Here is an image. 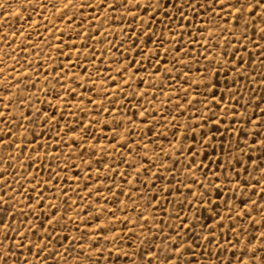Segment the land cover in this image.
<instances>
[{
  "label": "snow or ice",
  "instance_id": "snow-or-ice-1",
  "mask_svg": "<svg viewBox=\"0 0 264 264\" xmlns=\"http://www.w3.org/2000/svg\"><path fill=\"white\" fill-rule=\"evenodd\" d=\"M12 2L13 0H7V2L0 0V45L10 50L8 55L13 60V64L0 68V75L11 77L0 90L8 92L11 84L17 91L12 96L0 97V108L3 109L0 111V122L7 121L4 127L0 128V133H2L0 134V145L9 148L16 147L20 154L24 155L29 144L36 142V146L31 151L37 152V156L35 159L30 155L28 156L30 161L28 167L34 168L36 162L41 161L40 167L42 168L44 157H48L50 163L49 175L43 180L37 179L35 172L25 171L17 175V167L24 168V165L19 161V156L9 155L7 167L0 168V205H2L0 207V264H47L49 258H51V264H60V262L63 264H100V257H104L105 264H137V262L139 264H201L198 261L197 252L200 256L205 257L203 264H264V108L261 107L264 105V71L260 72L259 84L257 85L262 89L260 95H257L255 88L245 89L244 84H241V80H243L246 84L252 85L247 64L255 65L258 63L261 68H264V43H262L264 42V0H204L203 3L200 0H95V3H92L91 0H83L78 5L74 4L73 0H67L66 3L64 0H27L26 6H24V0H20L25 12L28 11L29 7L33 13L36 12L37 8L41 9V18L45 21H48V17L43 16V12L49 11L50 8L55 10V20H68L72 34L82 41L81 47L78 48L75 42L66 44L60 40V45L53 51L68 57L71 53L64 52V48L76 49L77 59L72 64L77 68L82 67L85 73L89 71L88 63L85 62L91 63L97 59V44L101 42L92 35L90 30L85 29V20L88 21L89 29H91L97 20H100L101 26H103L109 22V19H111V23L122 24L129 16L131 17L127 31L121 29L123 35L119 37V42L113 44L109 40L110 47L104 49L105 52L114 55L112 49L115 48L116 52L121 54L124 63L115 69L116 77L107 72L102 74L97 65V79H101V75H103L98 90L95 82L91 80V76L85 78L80 73H75L69 77L68 73L63 71L65 66L57 63L52 68V72L55 74L53 78L59 87L52 85L50 88L51 94L57 99V104L39 99L35 93H30L28 96L24 95L25 88H36L33 75L38 80L39 71L28 60H25V63L21 65L20 60L12 56L11 52L20 50L25 54L34 53L37 57L41 53L39 51L40 46L28 39V35L23 32L22 26L17 22L24 20V17L20 15L19 8L15 13H11L17 17V20L9 19ZM77 7L80 13H83L85 9H92L94 15L92 17L81 15L76 28L73 29L71 25L76 22V16H68L67 13L70 8ZM121 8L125 10L123 17L116 15ZM101 9H106L111 14V18L104 16L101 19ZM130 9H134V11H130ZM141 12L146 16H140ZM204 17L208 18V23L207 25L201 23L199 27L195 28V31L200 33V39L195 40L192 35L194 22L198 18L202 21ZM27 19L31 20V14L28 15ZM137 20H139L138 25ZM157 23L161 25L159 29L152 26ZM48 24L44 26L45 33L54 36L53 29H55L60 32L61 37L65 35V30L60 29L54 21H48ZM30 27L39 28L40 22H33ZM137 27L139 28V35L134 30ZM177 29H180L179 39H177ZM95 32L100 33L103 38H107V32H101V27H96ZM165 32L168 33L167 37L164 35ZM205 32H207V36L204 35ZM37 35H39L38 32ZM21 36H23V40L17 43ZM217 36L224 39L225 45L228 46L226 49L222 48L220 59L212 55L216 47H220L219 41L213 43ZM89 40L92 43H88ZM125 41H128L127 46ZM233 41L236 43L233 44ZM149 42L153 47L145 52ZM166 43L171 44L172 47L170 49L165 48ZM44 44L46 47H52L47 40L44 41ZM249 45H252L251 50H249ZM129 47L141 57L140 60L132 59L129 62L128 56L124 55ZM161 48L164 49L163 57L166 63L160 58ZM201 48L204 49L203 52H200ZM81 49H83V53ZM88 49L92 51L89 52ZM2 50L3 48L0 47V51ZM170 51L172 52L171 58H169ZM244 53L248 55L247 61L244 60ZM182 56L190 59H182ZM99 59L104 60L103 53ZM144 61L148 62L153 71H148L144 66ZM201 61L206 63L201 65ZM193 63L197 65L195 77L192 75ZM168 64H171L172 67L169 68ZM177 64L180 65L179 69L176 68ZM18 65L19 69L17 68ZM134 65H139L136 68L137 73L141 71L147 73L148 81H145L143 77L135 76V73L125 78L124 74ZM108 67L110 68L111 65ZM201 67H203V71H201ZM185 69L187 70L185 71ZM241 69L244 71L242 72ZM252 72H256L255 66H253ZM13 73H15L14 76ZM222 73L224 76L223 87L228 90L229 101L234 100L239 106L238 108L232 107L231 104L226 103L223 109L224 115L230 123L236 121L241 134L250 138L252 143H249V139L241 141L238 137L235 147L228 151H225L224 145L221 144V156L224 158V163L220 162L219 157L215 161L217 168L221 171H213L211 177L205 171V179L200 180L195 173L201 171L204 165L203 162L197 163L196 157L199 153L194 149L201 141L207 143L216 139V136L211 134V128L204 131L199 122H194L195 127L187 123L183 125L174 123L172 136L176 138V132L180 131L182 127L183 131L180 132L182 139L180 143L175 145L169 141V147L178 156L186 153L192 158L190 163L181 165V168L187 169L186 177H191V184L184 185L188 189L184 200L189 201V208L193 207L191 199L199 201L195 205L197 211L201 208L207 210L209 219L213 223L206 228L207 220L201 222L200 216L195 213L191 218L187 214L181 216L179 213L175 215L167 213L157 195L145 197L143 192L136 199H146L147 204L153 206L154 210L159 208L165 216L178 221L174 228L166 224L163 218L159 222L153 219L149 225V217L143 212L138 213L136 219L133 220L127 215L129 209L127 202H124V206L121 207L117 203V199L112 201L113 204L117 205L113 210L93 208L90 202L92 196L95 194L97 200L101 197L98 194L99 189L90 188L89 183L95 185L98 182L111 192V188L104 184V181L111 180L112 185L117 189V193H114L113 196L124 194L131 197L134 181H139V184L144 188L151 187L155 192L157 181H163L166 178L161 174L162 168L166 169L168 175L175 179V174L180 171L177 169L178 159H172L170 153L165 151L163 144H158L156 147L160 149L159 155L163 156L164 159L159 162L150 160L148 157L149 150L153 152V155H158L155 149L149 148L150 144H155V140L142 134L139 125L136 124V118H140L142 123L146 122L145 127H147L148 132H152L156 124L167 123L168 117H173L175 121L180 116H184L189 109L195 106L194 101H197L199 96H203L204 100L211 96V104L219 109L221 107L220 101H224L223 92L217 97ZM229 73H233L230 77V83L236 86L234 88H229ZM133 77H135L137 84H147L148 88L154 89L151 93L152 100L147 99L150 95L148 91L124 92L125 88H131ZM69 78L77 84V87L85 89L83 94L77 93L76 89L71 86L65 88ZM169 81L171 84L168 83ZM181 81L182 86L178 93L170 95L163 91L164 85H167L171 92V89L181 84ZM44 83L45 85L49 84L47 75L44 77ZM86 85L88 86L86 87ZM111 85L116 86L114 93L110 92ZM41 91L44 90L41 89ZM157 91L166 97L162 106L172 101L171 107L175 110V116L171 110L166 114L161 109H157L156 112L151 110L154 107L152 102L157 98L155 94ZM245 91L248 92V99L241 103L240 98L243 97ZM61 92L70 97L79 95L81 101L87 99V103L93 105L92 109L89 110L82 107L81 104H74L73 107L76 112L68 110L69 116L77 113L87 116L89 111L96 112L97 116L101 113L110 116L115 113V115L104 121L91 117L87 122L83 116H78L74 125L69 122L63 129L55 132V140L52 143L60 151L57 152L54 149L49 153L48 141L40 144L37 141V136H50L53 128H59L60 120L67 119L64 110L59 108L60 105L65 104V99L60 96ZM88 93L101 96L102 99L93 100L91 96H88ZM192 93L195 95H191L190 98ZM44 94L48 95L49 92L45 91ZM173 95H179L180 99L173 101ZM121 97H123L124 102L119 107L125 109L127 106V110L131 111L130 116L122 113L116 107ZM136 97L139 99L133 104L132 101ZM37 101L41 105L47 103L51 116H49V112L34 107ZM141 101L144 103L142 104ZM105 102L108 103V107H104ZM198 102L204 108L209 107L204 104V101ZM12 104H16L18 108L26 109V111L21 112L16 117L9 107ZM144 104H148L149 108H145ZM256 110H259L258 115ZM157 112H159L158 119L155 118ZM196 115L200 117L204 125H210L217 113L211 112L201 115L197 110ZM121 116L123 119H117ZM220 122V119H215L213 124L217 133L220 131ZM8 124H12V128H9ZM97 125H102V127H97ZM245 125L252 127L248 131H244ZM36 127L43 130L37 133ZM13 128L17 130L22 128L23 131L17 134ZM197 128L201 133L200 140H197ZM103 129H108V132L105 133ZM229 130L230 126L225 127V131ZM61 131L63 135H61ZM93 132L97 134L93 135ZM189 133L191 144L186 143L189 139ZM27 134L32 136V141L26 139ZM64 136H68V141L64 140ZM136 137L140 139L137 140ZM9 138L11 139L9 140ZM17 138L21 141L19 144H17ZM145 139L148 142L142 143ZM163 139L168 140V136L165 134ZM220 139L223 140V136ZM102 140L106 143L100 144L99 142ZM92 141H96V143H92ZM39 148L44 149V156L39 154ZM63 148H69L67 155H65ZM97 151L100 153V158L95 160V163L102 165L106 169V173L102 174L97 168L95 179H93V161L91 159L85 161L83 156L87 154L89 157H94ZM213 151L215 152V149ZM256 152L259 154L254 155ZM73 153L79 154L81 162L87 167L83 183L86 194H80L79 187L72 189L70 183L68 187L62 188L60 185L68 177H61L55 169L51 168L53 162H59L58 167L62 164L60 170L65 173L70 168L78 167L71 162ZM110 153L118 154L112 155L111 165L104 163L110 158ZM205 156H207L206 152ZM62 157L63 159H61ZM167 159H172L171 165L164 163V160ZM143 161H148V163L145 164ZM209 163H213V161H209ZM121 164L126 166L123 172L120 171ZM137 164L139 167H136ZM149 164L152 168H156L155 173H151ZM9 168L14 170L11 173V180L6 175ZM253 172L259 174L255 184L252 183L251 179ZM149 173H151V179L147 177ZM112 174L118 176L121 181H127L130 185L128 193H124L122 185L115 182ZM133 174L134 180H127V177ZM244 174H247L248 178H244ZM221 180L222 183H216V181ZM53 181L58 183L52 184ZM28 184L31 186L27 187ZM177 184H183V182L177 181ZM193 185H199L202 191H193ZM256 185H261L259 190ZM227 188L231 189L233 197H235L237 190H240L241 198L238 203L232 201L231 206H229L230 202L227 199L223 200L227 213L222 215L219 211L221 203L219 198L221 197V190ZM54 189H59L60 197L64 200L63 205L52 204L45 195V191L52 192ZM160 190L168 193L172 191V188L162 187ZM69 191L77 196L76 201L68 203L71 199L68 195ZM176 191L178 192L179 188H176ZM213 191L217 197L216 200L211 198ZM249 191L252 195L248 194ZM253 196H257L258 199H253ZM46 201L48 202L46 203ZM153 202L156 203L153 205ZM169 203L171 202L169 201ZM81 204L84 207H80ZM133 207H138L135 201ZM90 208H93L91 212L89 211ZM117 211L125 214L117 216ZM69 213H74L75 219ZM104 215L111 217V219H102ZM225 219L229 221L226 226L227 232L223 231ZM249 226L256 232L250 233ZM137 227H139L140 233L148 232L151 238L138 233ZM166 228L170 229L167 233L165 232ZM69 230H72V235H69ZM205 232L208 234L205 235ZM229 233L231 238H227ZM108 245L112 247L109 248ZM125 245L130 246L132 250H126L123 247ZM213 246L219 249V252H212ZM223 252H228L230 255L222 258L220 253ZM185 253L191 259L186 257ZM212 257H215V260H212Z\"/></svg>",
  "mask_w": 264,
  "mask_h": 264
},
{
  "label": "rangeland",
  "instance_id": "rangeland-1",
  "mask_svg": "<svg viewBox=\"0 0 264 264\" xmlns=\"http://www.w3.org/2000/svg\"><path fill=\"white\" fill-rule=\"evenodd\" d=\"M5 2H7V0H5ZM64 2L66 3L67 0H64ZM83 0H73V3L78 5L79 3H82ZM92 3H95V0H91ZM201 3L204 2V0H200ZM27 4V0H24V6H26ZM24 6L21 5L20 0H13L12 2V7L10 8V16L9 19L12 21H16L17 17L14 15H11V13H15L17 11V9H20V15L24 17V20H19L17 21L19 25L22 26L23 32L25 34L28 35V39L32 40L33 43L38 44L39 47V51H40V56L37 57L34 53L33 54H25L24 52L17 50V51H12L11 55L17 57V59L20 60V64L23 65L25 63V60L30 61L33 64L34 68H37L39 71V79L37 80L35 75H33V82L36 83V88L32 89V88H25L24 90V95L28 96L30 93H35L36 97H39V99H42L44 101H51L52 104H57V99L55 98V96L53 94H51L50 92V88L52 85H56V81L53 78L54 77V73L52 72V68L58 63L60 65H64V69L63 71L68 73V76L71 77L73 74L75 73H80L81 76H84L85 78L87 76H91V80L93 82H95V84L97 85V89L99 90L100 85L102 83L103 80V75H101V79H97V74H96V66H99V69L101 71V73H109L110 75H112L113 77H116V71L115 69L120 67L122 63H124L121 54L119 52H116V49L113 48L112 49V53H114V55L105 52L104 49L106 47H110L109 45V40L112 41L113 44H117L119 42V37L123 35V33L121 32V29H123L124 31H127L128 25L131 23V17L129 16L126 20L123 21L122 24H114L111 23V19H109L108 23L103 24V26H101L100 20L95 21V23L92 25V28L89 29L88 26V21L85 20L84 23V27L86 30H90L92 32V35L99 41H101L99 44H97V59L94 62H85L88 63V67H89V71L87 73L84 72V69L81 68H77L75 67L72 62L75 61L77 59L76 56V49H69V48H64V52H70L71 54L68 57H65L63 55L58 54L56 51H53V49L57 48L60 45V40H63L64 43L66 44H71L72 42H75L77 47H81L82 41L79 37L75 36L72 34L71 29L69 28L68 25V20L65 19L64 21H58L55 20V10L54 9H49V11L43 12V16L48 17V21H54L56 23V25L62 29L65 30V35L61 37L60 32L56 31L55 29H53V32L55 33V35L53 36L50 33H45L44 31V26L46 24H48V21H45L41 18V9L37 8L36 12L33 13L32 9L29 7L28 11L25 12L24 11ZM59 7V5H58ZM102 12V16L101 19H103L104 16H109L111 18V14L108 13V11L106 9H101L100 10ZM124 9L121 8L117 11L116 15L123 17L124 15ZM130 11H134V9H130ZM31 14V20H28V15ZM68 16H76V22L73 23L71 25V28H76V24L79 22L80 16L84 15L86 17H92L94 15V12L92 9H85V11L83 13H80L78 7L77 8H70V10L67 13ZM203 16V13L201 14ZM140 16L144 17L146 16V14H144L143 12L140 13ZM25 20H27V22H25ZM39 21L40 22V27L39 28H32L30 27V25L33 24V22ZM137 25L139 24V20H137ZM177 23H179V21H177ZM203 23L205 25H207L208 23V18L204 17V19L201 21L198 20L196 22H194V27H193V32L192 35L194 37L195 40H199L200 39V33L195 31L196 27H199L200 24ZM49 27H51L50 24H48ZM154 28L159 29L161 27V25L157 24H153L152 25ZM96 27H101V32L106 31L107 32V38H103L101 36L100 33H96L95 32V28ZM137 34L139 35V28H135L134 29ZM37 32L39 33V35H37ZM179 32L180 29H177V39H179ZM83 35V33H82ZM165 37H167L168 33L165 32ZM205 36H207V32L204 33ZM227 35V34H225ZM237 35H239V33L237 32ZM114 37H116V39H114ZM20 40H23V36L19 37V39L17 40V43H19ZM47 40L52 47H46L44 44V41ZM142 41V38H141ZM138 41V42H141ZM216 41H219L220 47H216L215 51L212 53V55L216 56L217 59H220V56L222 55V48H228L227 45H225L224 43V39H222L221 37L217 36L215 38V41H213V43H215ZM88 43H92L91 40L88 41ZM233 44H235L236 42L233 41ZM264 43V42H262ZM125 45H128V41H125ZM0 47L3 48L2 51H0V61H2V63H0V68L5 67V65H11L13 64V60L10 58V56L8 55V53L10 52V50L3 46L0 45ZM153 45L151 44V42H149V44L147 45V47L145 48V52L148 51V49L152 48ZM165 48H171L172 45L169 43H166ZM252 45H249V50H251ZM82 53H83V49H81ZM89 52H91V49H88ZM193 51L195 52V49H193ZM204 49L201 48L200 52H203ZM258 51V50H257ZM161 52V60L166 63V61L164 60L163 57V52L164 49L161 48L160 49ZM101 53H103L104 55V60L101 61L99 59ZM124 55L128 56L129 58V62L132 59L135 60H140L141 57L139 55H137L134 51H132L131 47L128 48V51L126 53H124ZM172 56V52H169V58H171ZM51 57V58H50ZM182 59L185 60H189V57H181ZM244 60L247 61L248 60V55L247 53H244ZM206 62L201 61V65H204ZM111 65V67L109 68L108 66ZM144 66L148 69V71H153V69L151 68V66L148 64L147 61H144ZM169 68L172 67L171 64L167 65ZM193 66V77H195L196 73H195V68L197 67V65L195 63L192 64ZM253 66L256 67V72L253 73L252 72V68ZM139 67V65H134L133 67L129 68V71L127 73H125V78H127L129 75H132L133 73H135V76H139V77H143V79L145 81L149 80V77L147 75L146 72H136V68ZM180 65L177 64L176 68L179 69ZM247 69H248V74L250 79H252V85H248L246 84L243 80H241V84H244L245 89H248L249 87L251 88H255L257 95L261 94V87H257V85L259 84V74L261 71H264V68H261V66L257 63L255 65L253 64H247L246 65ZM17 68L19 69V65L17 66ZM58 71L60 69H57ZM187 69H185L186 71ZM29 72H31V70H28ZM201 71H203V67H201ZM241 71L243 72L244 69H241ZM15 75V73H13V76ZM45 75H47L49 77V84L45 85L44 83V77ZM173 75H175V72H173ZM233 75V73H229V88H234L236 87L235 85H231L230 83V77ZM11 79V77H8L6 75H0V89H2L3 84L7 83L9 80ZM119 79V78H117ZM221 79V85L218 86L219 91L217 92V97L220 95L221 92H223L224 94V101H220V105L221 107L219 109L215 108L214 105L211 104V100L212 97L209 96L207 100H204L203 96H199L197 101H194V107L192 109H189L184 116H180L178 120L173 119V117H168L167 118V123L161 122L155 125V127L153 128L152 132H148L147 127H145V123L141 122L140 118H136V124L139 125V129L142 131V134H145L146 137H151L155 140V144H150L149 148L150 149H155L156 153L158 155H153V152L151 150L148 151V157L150 160L153 161H157L159 162L160 160H163V156L159 155L160 149L156 147V145L158 144H163V147L165 149L166 152L170 153V156L172 157V159H178L179 163L177 164V169H180V171L175 174V179L173 178V176H169L168 172L166 169H161V174L164 175L166 178L163 181H157L156 184V188H155V192H153V189L151 187L148 188H144L139 184V181H134V187H132V196L129 197L127 195L124 194H118L117 196H113L114 193H117V189L112 185V181L111 180H106L104 181V184L107 185L109 188H111V192H109L105 187L101 186L98 182L93 185L92 183H89V187H96L99 189V196L101 197L99 200L96 199V195L94 194L91 198V203L93 205V208H99V209H109V210H113L117 207L116 204H113V199H117V203L123 207L124 206V202H127V204L129 205V209L127 212V215L130 216L133 220L136 219V216L138 213L143 212L146 216L149 217V225L152 223V220L155 219L157 222L160 221L161 218H163L164 222L168 225H170L172 228H174L176 226V224L178 223V221L170 219L168 216H165L163 213H161L159 208H156L154 210V207L151 205H148L146 202V199L141 198L139 200L136 199V197L143 192L145 197H149L153 194L157 195L163 209L165 212L170 213L172 215H175L176 213H179L181 216L187 214L189 216V218L192 217V215L195 213L197 215L200 216L201 218V222L207 220V224L205 225V227L207 228L209 225H211L213 223V221L211 219H209V212L207 210H205L204 208H201L199 211H197L195 205L199 203V201L195 200V199H191V203L193 205V207L189 208L188 207V203L189 201H185L184 200V196L187 194L188 189L186 186L184 185H190L191 184V177H186V173H187V169L186 168H181L182 164L185 163H190L191 162V156L187 155L185 153V155L182 156H178L177 153L173 152L172 149L169 147V141H171V143L173 145L180 143L181 142V137H180V132L183 131V128L181 127L180 131L176 132V138H173L172 136V132L174 130L173 128V124L174 123H178V124H190L193 125V127H195L194 122H199L200 127H202L204 129V131H208L209 128H211V134L216 136V139L214 141H208L207 143H205L204 141H201L200 143L197 144L196 149H194V151H197L199 154L196 157L197 163L203 162L204 167L201 169V171L196 172L195 175L197 178H199L200 180H204L205 176L204 173L205 171L207 172V175L209 177H211V174L213 171L216 172H220L221 169L217 168L215 161L217 160V158H220V162L223 164L224 163V158L223 156H221V144L224 145V149L225 151H228L232 148L235 147V142L237 140V138L239 137L241 141H243L244 139H249V143L251 144L252 141L250 138L248 137H244L241 132L238 129V123L236 121H232L230 123L229 119L227 117H225L223 109L226 105V103L231 104L232 107H239L236 102L233 101H229L228 99V90L224 89L223 87V80H224V76L223 73L220 76ZM169 84H171V81L168 82ZM23 87V85H21ZM71 86L72 88H75L77 93L79 94H83L85 89L84 88H79L77 87V84L71 79L69 78L67 81V84H65V88ZM88 85H86L87 87ZM182 86V81L181 84H178L176 86H174L171 89V92L168 88L167 85H164L163 87V91L169 93L170 95L172 93H178L180 87ZM56 87L58 88L59 85H56ZM115 85H111L110 87V92L114 93L115 92ZM186 87V86H184ZM41 89H43L44 91H41ZM132 90H136L138 92L141 91H148L150 93V95L147 97L148 100H152V95L151 93L154 91V89L148 88L147 84H137L135 77H133L132 80V85L131 88H125L124 92L125 93H131ZM17 89L12 86L11 84L9 85V91L8 92H3L2 90H0V97H7V96H12L14 93H16ZM48 91L49 94L45 95L44 92ZM201 91H203L201 89ZM156 100H154L152 103L154 105V107L151 108L152 111L156 112L157 109H161L165 114L171 110L173 111V116H175V110L171 107L172 105V101H169L168 104H163L162 106V102L166 100V97L161 95V93L159 91H157L156 93ZM191 95H195V93L190 94V98ZM60 96L62 98L65 99V104L64 105H60L59 108L64 110V114L67 117V119H61L60 120V124H59V128H53L52 134L50 136H37V141L40 144H44L45 141H48L49 143V148L48 151L49 153H51L54 149L59 152L60 149H56L55 148V144L52 143L53 140H55V132L63 129L64 126L66 124H70L74 125L77 117L78 116H83L82 113H77L76 115H68V110H71L72 112H76V109L73 107L74 104H81L82 107H86L87 109L91 110L93 105L88 104L87 103V99H85L84 101L80 100V96L77 95L76 97H70V96H66V94L64 92L60 93ZM88 96H91V98L93 100H100L102 99L101 96H95L92 93H88ZM35 98V97H34ZM139 99V97H136L133 99L132 103L135 104L136 100ZM180 99L179 95H173V101H178ZM248 99V92L245 91L243 97L240 98V102L244 103V101ZM198 101H204V104H207L209 107L208 108H204ZM5 103L7 102L6 100L4 101ZM124 102L123 97H121L118 100V103L116 105L117 109L120 110L122 113H125L126 115H131V111L127 110V106H125V109H120V104H122ZM141 103L143 104L144 101H141ZM108 103L105 102L104 107H108ZM9 107L13 110V114L18 117L20 115L21 112H25L26 109L23 108H18L16 104H12L9 105ZM35 108H41L43 111H47L49 112V116H51V111L49 110L47 103H45L44 105H41L39 103V101H37V103L34 105ZM145 108H149L148 104H144ZM262 108H264V105H261ZM3 109L0 108V111H2ZM197 110H199L201 115H206V114H210L211 112H216L217 116L214 118L212 124L210 125H204L203 121L200 120V117L198 115H196ZM241 111H243V109H240ZM257 111V115L259 114V110ZM115 113L112 114V116H114ZM112 116H110L109 114H105V113H101L100 115L97 116V113L94 111H89L87 116H83V118L85 119V121L87 122L88 119H90L91 117H96L97 119L104 121L107 119H111ZM189 117H191V119H189ZM156 119L159 118V112L156 113ZM117 119H123V116L121 117H117ZM215 119H220V124H219V129L220 131L217 133L216 132V128L213 126ZM20 123H24L23 121H19ZM7 123V121H2L0 122V128H3L4 125ZM230 126V130L229 131H225V127H229ZM9 128H12V124H8ZM97 127H102V125H97ZM252 126L251 125H245L244 127V131H248ZM41 130H43L40 127H36V131L37 133H39ZM13 131H16L17 134H19V132L23 131V129H15L13 128ZM103 131L105 133L108 132V129H103ZM2 134V133H0ZM97 133L93 132V135H96ZM168 136V140H164L163 137L164 135ZM61 135H63V132L61 131ZM200 130L197 128L196 129V136H197V140H200ZM223 136V140L220 139V137ZM11 138H9L10 140ZM26 139L28 141H32V136L30 134L26 135ZM137 140H139V137H136ZM64 140L68 141V136H64ZM205 140H207V138H205ZM21 141L20 139L17 138V144H19ZM147 139L143 140L142 143H147ZM92 143H96V141H92ZM100 144H104L106 143L105 141H100ZM186 143L191 144L192 141L190 139V133H189V139L186 141ZM36 146V142H33L31 144H29L28 148L25 149V154L21 155L20 151L18 148L16 147H5L4 145H0V168H4L7 167L8 165V157L9 155L11 156H19V161L21 164L24 165V168H19L17 167L16 171H17V175H19L21 172H25V171H29V172H35L37 179H45L47 178V176L49 175V159L48 157H44V160L42 162L43 167L41 168V161H37L36 162V167L34 168H29L28 165L30 163V161L28 160V156H32L33 159H35V157L37 156V152H32L31 149L33 147ZM213 149H215V152L213 151ZM39 154L41 156H44V149L43 148H39L38 149ZM63 151L65 153V155H67V153L69 152V148H63ZM205 152L207 153V156H205ZM259 153L256 152L254 153V155H258ZM112 155H118V154H111L110 153V158L108 160H105L104 163H108L111 165V157ZM237 155H239V153L237 152ZM247 155V153H246ZM100 158V153L99 151L96 152V155L94 157H89L87 154H85L83 156V160L87 161V160H92L93 164H92V173H93V179H95V170L97 168L100 169V172L106 173V169H104L102 167V165L95 163V160ZM63 159V157L61 158ZM172 159H167L164 160V163L167 165H171L172 163ZM209 161H213V163H209ZM71 162L76 164L78 167L76 168H70V170L65 173L63 171H61V167L63 166L62 164L60 165V167L57 166V164L59 162H53L51 163V168L55 169L56 172L59 173V175L61 177L67 176L68 179L66 181H64L60 186L63 187H68L69 183H70V187L72 189L78 188L80 189V194H86V189L83 188V183L85 180L84 177V173L87 171V167L85 164H83L81 162V157L79 154L77 153H73V156L71 158ZM143 163L147 164L148 161H143ZM234 163V161H233ZM136 167H139V165L137 164ZM149 167L151 169V173H155L156 172V168H152L151 165L149 164ZM126 166L121 164L120 165V171L123 172L125 170ZM237 168H239V165H237ZM14 170L12 168L8 169V172L6 173V175L8 176V178L11 180L12 176L11 173ZM141 171L143 172V169H141ZM251 171V168H250ZM151 173L147 174L148 179H151ZM113 175V179L115 180L116 183L121 184L123 189H124V193H128L130 190V185L127 183V181H121L119 179L118 176H116L115 174ZM259 174L256 172L252 173V183L255 184V180L258 178ZM244 178H248L247 174H244ZM127 180H134V174L131 176L127 177ZM177 181H181L183 182V184H177ZM223 181H216L217 184L222 183ZM57 181H53L52 184H57ZM27 187H30L31 185L28 184L26 185ZM51 186V185H50ZM162 187H171L172 191L165 193L162 192L160 189ZM193 191H202V189L199 188V185H193ZM257 189L259 190V188L261 187V185H256ZM176 188H179V191H176ZM249 195H252V193L249 191L248 193ZM45 195L48 197V200L52 203V204H60L63 205L64 204V200L60 197V192L59 189H54L52 192H48L45 191ZM68 195L70 196V200L68 201V203H71V201H76L77 200V196L75 194H73L71 191H69ZM211 198L213 200H216L217 197L215 196L214 191L211 193ZM240 190H237L235 197H233L232 195V191L230 188L227 189H222L221 190V197L219 198V200L221 201L220 203V208L219 211L221 212L222 215H226L227 213V208L224 205V203L222 202L223 200L227 199L230 202L231 206V202L232 201H236L238 203L239 199H240ZM5 199H7V197H5ZM253 199H258L257 196H253ZM135 201V203L138 205V207H133V202ZM169 201L171 203H169ZM48 201H46L47 203ZM156 202H153V205ZM0 207H2V205H0ZM17 207H19V205H17ZM80 207H84L83 204L80 205ZM93 208H90L89 211L91 212L93 210ZM125 213L117 211L116 215L117 216H123ZM69 215H71L73 217V219H75V214L74 213H69ZM102 219L104 220H109L111 219V217L104 215L102 217ZM257 219H259V216H257ZM229 223V221L227 219H225L224 221V225L225 227L223 228V231L227 232V224ZM162 226V225H161ZM129 227H131V225H129ZM147 227V226H146ZM170 229H165V232L167 233V231H169ZM136 231L138 233H140V229L139 227H137ZM249 231L250 233H255L256 230L252 229L251 226H249ZM78 234V233H77ZM142 236L147 237V238H151L149 236L148 232H143L140 233ZM208 233L205 232V235H207ZM258 234V233H256ZM69 235H72V230H69ZM217 235H219V233H217ZM227 238H231L230 233L228 234ZM158 242V241H157ZM107 247L111 248V245H108ZM126 248V250L131 251V247L130 246H123ZM207 250V248H206ZM212 252H219V249L215 248L214 246L211 248ZM238 254V253H237ZM221 257H225V256H229L230 253L228 252H223L220 253ZM185 256L188 257L189 259H191L190 256H188L187 253H185ZM197 257H198V261L201 262V264H203V262L205 261V257L200 256L199 253L197 252ZM29 259H32V257H29ZM212 260H215V257H212ZM47 264H51V258H49V261L47 262ZM60 264H63V262H60ZM100 264H105L104 261V257H100ZM137 264H139V262H137Z\"/></svg>",
  "mask_w": 264,
  "mask_h": 264
}]
</instances>
